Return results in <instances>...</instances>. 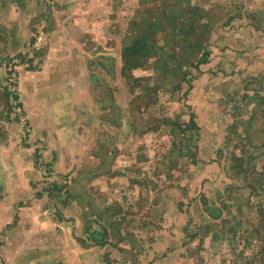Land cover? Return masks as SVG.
Segmentation results:
<instances>
[{
    "label": "rangeland",
    "instance_id": "rangeland-1",
    "mask_svg": "<svg viewBox=\"0 0 264 264\" xmlns=\"http://www.w3.org/2000/svg\"><path fill=\"white\" fill-rule=\"evenodd\" d=\"M20 2L27 15L0 6V133L28 146L48 179L59 160L77 161L60 159L58 149L41 137H110L84 146L108 153L84 159L105 172L98 173L93 188L101 194L95 199L98 208L85 201L106 221L94 241L112 238L118 247L127 234H135V244L147 250L157 231L185 223L186 264H264V46L241 49L233 38L236 31L263 35L264 0H192L204 16L194 15L190 5L173 6V0L104 1L103 11L93 15L98 22L93 35L81 40L95 55L91 69L103 74L98 92L90 95L98 101L89 110L64 109L58 91L65 86L58 71L72 63L62 61V39L51 49L47 35L66 12L52 14L48 5L32 16L30 2ZM41 22L48 23L37 43ZM239 27L244 30H233ZM28 29L26 46L15 49L16 38L27 37ZM135 36L164 47L126 71L123 52ZM76 43L72 46L78 48ZM108 72L114 79L104 77ZM86 100L83 96V108ZM100 118H107V125L94 127L89 121ZM71 144L81 150V142ZM202 145L210 151L207 160L200 159ZM64 146L71 149L68 142ZM71 176L61 174V186L51 183L50 194L70 195ZM105 258L117 262L109 253Z\"/></svg>",
    "mask_w": 264,
    "mask_h": 264
},
{
    "label": "crops",
    "instance_id": "crops-1",
    "mask_svg": "<svg viewBox=\"0 0 264 264\" xmlns=\"http://www.w3.org/2000/svg\"><path fill=\"white\" fill-rule=\"evenodd\" d=\"M28 1L31 4L28 13L32 16L43 12V8L46 9L48 5H50L48 8L52 10V14L66 12L62 22L57 23L56 27L47 35L51 49L55 42L62 39L61 45L65 48L63 52L66 51L62 61L72 63L70 66L66 64L65 68L59 69L58 77L63 78L65 86L58 88V91L62 95L64 109L66 107L69 110L94 108L98 100L96 101L94 96L91 99L90 95H94L95 89L98 92L97 82L103 79V74L94 73L91 69V59L95 55L91 54V51L89 53L85 50V45L82 46L81 40L82 37L93 35V25L98 23L93 20V17L98 11H103L102 4L106 0ZM3 4L13 8L14 11H21V13L24 11L20 0L0 1L1 7ZM24 14L27 15V11H24ZM22 23L20 18L17 25L21 26V30ZM45 23H42L37 31L40 34L35 33L37 43L42 39V36H45L43 30ZM242 28L233 30H244ZM28 30L27 37L26 34L22 38H19L18 35L15 40V49L21 50V47L26 46V38L31 36L30 29ZM244 32L248 31H236L233 35L235 43L241 49L252 48L259 42L264 46V32L263 35H254L250 30L249 34ZM21 34L23 35V33ZM135 37H132L128 44ZM36 39H33L32 42L35 43ZM95 39L97 36L94 35L93 40ZM75 40L78 42L76 43L78 48L72 46ZM221 44H225V41H221ZM43 48L45 47L42 46L41 50ZM97 49L102 50L101 45H98ZM252 50L247 55L248 57L253 56ZM239 55L244 56L245 54ZM112 73L114 75V72ZM2 74L0 71L1 76ZM113 75L108 72L104 77L114 79ZM107 90L110 92L109 88ZM83 96L89 100H86V108L82 107ZM88 96L89 98H87ZM259 97L257 109L262 107L263 97L262 95ZM46 108L48 106L44 105L43 109ZM68 118H70L68 120H72L74 115ZM89 121L94 124V127L107 125L108 122L107 118H100L96 123L92 119ZM260 131L258 134H261L263 130ZM50 138L41 137L40 139L44 142L48 140L53 148L58 149L57 153L60 159L70 158L77 161L71 165L69 162L63 163V160H59L58 164H55V172L49 177L52 182H49L43 170L36 165L33 152L29 151L28 146L19 145L18 139L13 135L4 137L0 133V264H108L105 258L107 253L111 258L117 259L116 264H186L189 262L187 248L181 243L185 223L179 225L177 229H175L177 226L167 225L164 229L157 231L152 246L147 250L135 244L137 242L135 234H127L118 247L113 246L112 238L107 243L99 244L94 241L97 239L98 231L101 230L98 227L104 229L106 221L101 219L94 209H90L89 205H93L95 209L98 208L99 203L95 199H99L101 194L94 192L93 188L96 186L95 179H97L98 173L104 171L99 169L96 162L87 164L84 163V159L96 160L103 155L108 157V153L107 150L85 148V142L93 140L102 144L108 139L110 140V137L106 133H100L89 135V137L60 134L56 135L53 140ZM67 142L71 149L63 150ZM72 142H81V150L75 151L73 149L75 144L70 145ZM205 153H210V151H206L202 145L201 160H207ZM212 166L215 165L212 164ZM68 172L72 175L71 184L67 187L71 194L68 195L61 191L58 196L54 197L49 192L50 184L55 182L61 186L59 182H62L63 178H60V175ZM76 187H78L77 190ZM86 200L89 202L88 207L85 206ZM168 219L166 217V220ZM135 257L138 261L132 260Z\"/></svg>",
    "mask_w": 264,
    "mask_h": 264
},
{
    "label": "trees",
    "instance_id": "trees-1",
    "mask_svg": "<svg viewBox=\"0 0 264 264\" xmlns=\"http://www.w3.org/2000/svg\"><path fill=\"white\" fill-rule=\"evenodd\" d=\"M179 1H181V0H173V6L177 7V5L178 6L179 5H190L189 7H192L190 9H191V12L193 10L194 15L204 16L203 13H199L201 10V7L199 5L193 4L192 0H182L180 2V4H179ZM178 8L180 9V7H178ZM176 11H178V10H176ZM167 13H168V11L166 10V14ZM188 19H190V17ZM193 23H194V20H192L189 28L192 26ZM155 42L156 41L151 39V37L136 36L135 39L125 47L124 52H123L125 70L130 71L133 68L140 67L141 65L144 64L145 60L151 56L152 52L155 53L156 51H162L163 50L162 48L164 47V45L161 43L158 44V40H157V43H155ZM201 60L202 59L199 58L198 62ZM203 61H205V60H203ZM203 61H201V62H203ZM193 117H194V114H193ZM193 122H195V120H193Z\"/></svg>",
    "mask_w": 264,
    "mask_h": 264
}]
</instances>
